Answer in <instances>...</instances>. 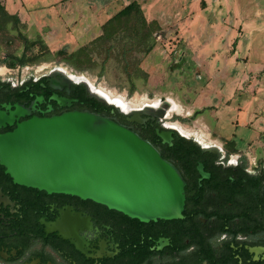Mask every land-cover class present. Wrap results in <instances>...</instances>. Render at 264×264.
<instances>
[{
    "label": "flooded vegetation",
    "instance_id": "obj_1",
    "mask_svg": "<svg viewBox=\"0 0 264 264\" xmlns=\"http://www.w3.org/2000/svg\"><path fill=\"white\" fill-rule=\"evenodd\" d=\"M90 80L64 66L19 83L1 79L0 134L32 116L87 111L80 86L87 93ZM140 97L150 101L138 107L145 111L142 122L119 114L129 125H158L156 149L185 181L182 216L140 221L90 199L18 185L0 164V264H264V160L250 162L239 149L230 152L168 120L180 113L169 100ZM15 104L22 106L20 115L12 114ZM168 127L202 151L188 153L182 163L166 150L180 134L172 130L170 143L157 134Z\"/></svg>",
    "mask_w": 264,
    "mask_h": 264
},
{
    "label": "water",
    "instance_id": "obj_2",
    "mask_svg": "<svg viewBox=\"0 0 264 264\" xmlns=\"http://www.w3.org/2000/svg\"><path fill=\"white\" fill-rule=\"evenodd\" d=\"M85 87L131 121H143L145 111L125 112ZM21 111L15 104L12 114ZM172 130L157 134L170 143ZM0 164L18 185L90 199L140 221L180 218L184 209L179 170L131 128L89 111L18 122L0 134Z\"/></svg>",
    "mask_w": 264,
    "mask_h": 264
},
{
    "label": "rangeland",
    "instance_id": "obj_3",
    "mask_svg": "<svg viewBox=\"0 0 264 264\" xmlns=\"http://www.w3.org/2000/svg\"><path fill=\"white\" fill-rule=\"evenodd\" d=\"M186 1H188L184 4L186 7L175 3L161 14L160 30L154 32L155 45L140 61V67L148 74L146 80L137 77L132 84L123 73L114 69L109 70L108 68L104 75H99L100 68L98 66L93 70L78 71L59 57L44 60L42 55L35 63L9 68L2 64L1 60L9 54L20 55L24 50V42L19 38L18 30L28 39L33 40L34 38L32 35L28 37L25 29L14 28L12 25L9 30H0V80L11 78L14 82L19 83L22 78L37 77L49 69L64 66L73 73L85 75L96 85L124 93L127 98L136 95L145 96L148 99L158 98L162 101L167 99L175 104L180 112L179 114L171 112L168 120L178 121L185 129L199 132L214 139L222 148L227 150L230 148H227L225 142L233 139L239 149L241 148L237 152L244 154L246 150L244 148L248 142L256 139L259 134L243 123L244 115H239L238 112L234 111V107L236 103H240L242 100L247 102L250 100V108L257 103L252 102L249 93H244L242 98L237 97L233 101L228 113L223 118L219 117L220 114L214 111L217 110V107H213V104L218 102V99L215 98L216 91L214 89H222L220 102L223 101L226 94H236L234 91L238 85L237 82L233 81L234 62L230 61L225 64L224 72L228 75L227 78H223L221 75L216 76L217 70H219L218 66L224 64L216 62L215 66L213 64V71L210 72L207 62L211 61L219 52L227 57L233 54L234 37L230 35L229 28H233V32H236L237 25L242 23L246 28H252V35H248L250 51L245 54L249 53L253 69L259 67L264 59V0H230L229 7H225L222 0ZM234 12L237 17V24L234 20ZM187 16L189 19H186ZM213 23L225 25L228 29H225L226 32L222 29L221 35L218 36L219 42L217 43L216 39L213 38L212 41L215 44L213 43L207 49L211 37L204 35L203 27H205L204 25H213ZM209 28L212 29L211 26ZM193 29H195V33L192 31ZM213 33L214 31L210 32V34ZM93 34L95 33L92 32L91 36H94ZM227 40L229 41L226 44ZM82 41L78 40L70 46L63 45L61 48L70 52L75 50L74 47ZM56 50H51V52ZM27 55H30L29 51ZM97 60L100 61V58L97 57ZM227 81L230 82L225 84ZM254 83L253 87H256V79ZM261 85V88L264 87V78ZM228 86L230 89H227ZM131 87L135 88V91L129 93L128 89ZM257 93H259L258 99L264 97V91ZM213 120L218 121L211 131L208 124ZM221 137L225 138L223 140L225 142L219 140ZM252 147L255 150L256 146L252 144Z\"/></svg>",
    "mask_w": 264,
    "mask_h": 264
},
{
    "label": "crops",
    "instance_id": "obj_4",
    "mask_svg": "<svg viewBox=\"0 0 264 264\" xmlns=\"http://www.w3.org/2000/svg\"><path fill=\"white\" fill-rule=\"evenodd\" d=\"M131 1L134 0H0V3L4 5L8 13L16 14L20 21L25 23V31L28 37H31L30 35L34 38L41 37L51 50H56L63 45L70 46L73 42L78 40L83 41L75 46L74 49L88 43L101 33V24L105 20ZM135 1L140 4L146 19L156 20L160 26L161 14L170 9L175 3L186 7L184 4L188 2L186 0ZM222 1L225 7H229L228 3H231L230 0ZM186 19H189V16H187ZM234 20L237 24L236 15L234 16ZM204 26V35L211 37L207 49H209L213 43L215 44V42L212 41L213 38L216 39L217 43L219 42L218 36L221 35L222 29L224 32H226L225 29H228L225 25H220L219 23L210 25L212 29L209 28V25ZM194 30L195 29L192 30L193 33H195ZM229 30L231 31L230 35L234 37L233 54L227 57L219 52V54L217 53L218 55L215 54V57L207 63L210 72L213 71V64L215 66L216 62L224 64L223 66H218L219 70H217L216 76L219 77L221 75V77L227 78L228 75L224 72L226 68L225 64L233 61L235 69L233 81L237 82L238 86H236L234 82L236 86V91L234 92H236V94H226L222 102H220L222 89H214L216 91L215 98L218 99V102L213 104V107H217V110H213L220 114L219 117L223 118L224 115L228 113L230 105H232L237 97L239 98L244 96V93H249L252 102H256L257 104L250 108V100L249 102L242 100L240 103H236L234 111L238 112L239 115H244L242 118L243 123L251 129L256 130L257 134H259L256 139L248 142L247 146L244 148L246 149L244 154L250 162L254 157L264 160V97L260 99L257 98L259 96L257 92L261 93L264 91V87H260L262 86L261 82L264 78V59L257 69H253L251 67L252 62L251 59H249V53L245 54L250 51L248 48L250 45L248 35H252V28H246V26L241 23L237 25L236 32H233V28H229ZM211 31H214V33L210 34ZM92 32L95 33L93 34L94 36H91ZM228 41L229 40L226 41V44ZM255 79L257 80V85L253 87V85H255ZM229 82L227 81L225 84ZM227 89H230V86H228ZM217 121L218 120H213V122L208 124L211 131L215 128L214 125ZM219 140L223 141L225 138L221 137ZM251 143L256 146L255 150ZM235 146L239 149L236 142ZM253 151L254 153H252Z\"/></svg>",
    "mask_w": 264,
    "mask_h": 264
},
{
    "label": "trees",
    "instance_id": "obj_5",
    "mask_svg": "<svg viewBox=\"0 0 264 264\" xmlns=\"http://www.w3.org/2000/svg\"><path fill=\"white\" fill-rule=\"evenodd\" d=\"M11 25L14 28H26L25 23H22L16 14L8 13L4 5L0 3V30H9ZM158 30H160L159 23L156 20H147L140 4L134 0L105 20L101 24V33L97 37L70 52L65 48L51 52L41 37L30 40L18 30L19 38L24 42L23 52L20 55L9 54L1 60V63L9 68H14L27 63H35L42 56H44V60L59 57L78 71L93 70L96 66L100 68L99 75H104L108 68L120 71L133 84V80L137 77H141L143 80L147 78L148 74L140 67V61L153 49L155 45L154 32ZM28 51L30 55H27ZM97 57L100 58V61L97 60ZM80 88L82 92L80 98L83 100L84 110L109 117L131 128L160 150L152 139V136H155V129L158 128L155 122L129 125L124 122V116L112 106L90 96L88 92H85L83 86ZM132 91H135V88L128 89L129 93ZM111 111L114 112V115L111 114ZM225 143L230 148V152L236 151L234 140ZM166 150L171 151L182 163L187 160L188 153L202 151L191 140H187L177 133L173 134L171 145L166 144ZM245 163L246 159L243 158V166ZM188 206V201H186V208Z\"/></svg>",
    "mask_w": 264,
    "mask_h": 264
},
{
    "label": "bare ground",
    "instance_id": "obj_6",
    "mask_svg": "<svg viewBox=\"0 0 264 264\" xmlns=\"http://www.w3.org/2000/svg\"><path fill=\"white\" fill-rule=\"evenodd\" d=\"M91 81V80H90ZM92 82V81H91ZM91 82L89 83L90 85H88V89L89 92L92 94H96L101 98H104L105 100H107L110 103L115 104L116 106L119 107V109L125 111V112H130L133 110H139L142 111L141 109H138V107L142 106L143 104H145L146 102H150L146 99L141 98L140 96H136L134 95L132 98H127L124 93H118L114 90L111 89H107V88H103V87H92L91 86ZM87 84V83H86ZM171 102V101H170ZM163 107H165L166 109H168L170 107L169 102H163ZM172 104V107L170 108L171 110H175L178 111V108L175 104ZM143 112V111H142ZM176 126H180L179 128H181V130L185 133L188 134L187 131H185L181 125H179L178 122L175 123ZM198 135V134H196ZM197 138L203 142V140L200 139L199 136H197Z\"/></svg>",
    "mask_w": 264,
    "mask_h": 264
}]
</instances>
